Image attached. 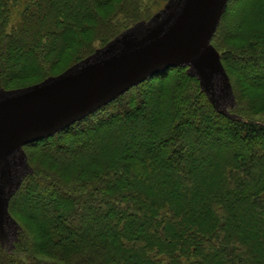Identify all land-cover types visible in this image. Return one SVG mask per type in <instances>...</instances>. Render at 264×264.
Instances as JSON below:
<instances>
[{"label":"trees","instance_id":"1","mask_svg":"<svg viewBox=\"0 0 264 264\" xmlns=\"http://www.w3.org/2000/svg\"><path fill=\"white\" fill-rule=\"evenodd\" d=\"M165 2L0 0V88L61 73ZM211 43L240 119L169 67L26 144L0 264H264V0H228Z\"/></svg>","mask_w":264,"mask_h":264},{"label":"water","instance_id":"2","mask_svg":"<svg viewBox=\"0 0 264 264\" xmlns=\"http://www.w3.org/2000/svg\"><path fill=\"white\" fill-rule=\"evenodd\" d=\"M228 0H167L60 74L22 88H0V244L14 247L19 225L11 198L31 173L23 147L61 131L130 87L169 67H187L220 113L235 97L221 55L211 43ZM6 245V246H5Z\"/></svg>","mask_w":264,"mask_h":264},{"label":"rangeland","instance_id":"3","mask_svg":"<svg viewBox=\"0 0 264 264\" xmlns=\"http://www.w3.org/2000/svg\"><path fill=\"white\" fill-rule=\"evenodd\" d=\"M162 2V0H160V3ZM166 2H167V0H166ZM165 2V3H166ZM164 3V4H165ZM164 6V5H163ZM162 6V7H163ZM161 7V8H162ZM160 8V9H161ZM159 9V10H160ZM158 10V11H159ZM158 11H156V12H158ZM142 21H145V20H142ZM135 25V24H134ZM69 61L70 60H68V59H65L64 60V62L62 63V65L61 66H58L57 68H56V70L54 71V73H58L60 70H62V71H64L65 69H62V68H64L67 64H69ZM61 71V72H62ZM60 74V73H59ZM54 76V75H53ZM38 83V82H37ZM24 83H21V85H23ZM35 84V83H34ZM32 85V84H31ZM29 86V85H28ZM20 87V86H19ZM26 87V86H25ZM11 88V87H10ZM15 89L16 88H18V87H14ZM20 88H22V87H20ZM7 90H9V89H7ZM233 90V89H232ZM236 102V101H235ZM229 108V107H228ZM255 119H257V121H260V122H264V111H262V112H260L259 114H257L256 116H255ZM192 125H194V123L192 122V121H188V122H186V123H184V126H192ZM236 146H238V147H241V146H243V144H242V141H239V142H237V144H236ZM261 147L259 146V147H256V149H260ZM6 246V245H5Z\"/></svg>","mask_w":264,"mask_h":264}]
</instances>
